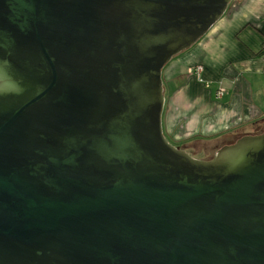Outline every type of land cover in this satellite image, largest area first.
<instances>
[{
    "label": "water",
    "instance_id": "water-1",
    "mask_svg": "<svg viewBox=\"0 0 264 264\" xmlns=\"http://www.w3.org/2000/svg\"><path fill=\"white\" fill-rule=\"evenodd\" d=\"M234 0H0V264H264V132L194 159L163 70Z\"/></svg>",
    "mask_w": 264,
    "mask_h": 264
},
{
    "label": "crops",
    "instance_id": "crops-1",
    "mask_svg": "<svg viewBox=\"0 0 264 264\" xmlns=\"http://www.w3.org/2000/svg\"><path fill=\"white\" fill-rule=\"evenodd\" d=\"M197 66L204 69L200 77L189 73ZM166 67L169 142L193 153L208 145L207 153H217L250 129L264 131V0H234L202 40Z\"/></svg>",
    "mask_w": 264,
    "mask_h": 264
},
{
    "label": "rangeland",
    "instance_id": "rangeland-1",
    "mask_svg": "<svg viewBox=\"0 0 264 264\" xmlns=\"http://www.w3.org/2000/svg\"><path fill=\"white\" fill-rule=\"evenodd\" d=\"M168 67V66H167ZM166 67V68H167ZM164 80H167V76H166V73L164 72ZM257 127L253 128V129H250L251 130V134H254L257 130H256ZM262 132V131H260ZM247 133V132H246ZM243 136V135H242ZM171 142V140H170ZM172 143V142H171ZM175 147H178L180 148L179 145H176L174 143H172ZM232 144V143H231ZM207 152H210L212 149L208 146V145H205V147ZM189 155H191L194 159H197V160H201V161H207V160H210L212 158H214V156L216 155V153H207V152H203V153H193L191 151H186Z\"/></svg>",
    "mask_w": 264,
    "mask_h": 264
},
{
    "label": "built area",
    "instance_id": "built-area-1",
    "mask_svg": "<svg viewBox=\"0 0 264 264\" xmlns=\"http://www.w3.org/2000/svg\"><path fill=\"white\" fill-rule=\"evenodd\" d=\"M203 72H204V69L201 66H197V67L191 68L189 70V73L190 74L195 75V76H198V77H200ZM223 96H224L223 91H219V92L216 93V97L218 99H221Z\"/></svg>",
    "mask_w": 264,
    "mask_h": 264
},
{
    "label": "trees",
    "instance_id": "trees-1",
    "mask_svg": "<svg viewBox=\"0 0 264 264\" xmlns=\"http://www.w3.org/2000/svg\"><path fill=\"white\" fill-rule=\"evenodd\" d=\"M264 131L260 132V133H263Z\"/></svg>",
    "mask_w": 264,
    "mask_h": 264
}]
</instances>
